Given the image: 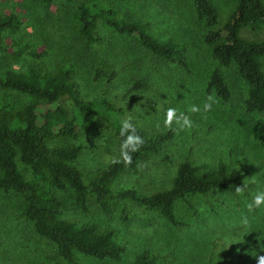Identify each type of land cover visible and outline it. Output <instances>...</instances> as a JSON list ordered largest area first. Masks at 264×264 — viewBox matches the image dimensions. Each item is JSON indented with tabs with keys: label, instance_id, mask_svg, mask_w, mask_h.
<instances>
[{
	"label": "rangeland",
	"instance_id": "374dc122",
	"mask_svg": "<svg viewBox=\"0 0 264 264\" xmlns=\"http://www.w3.org/2000/svg\"><path fill=\"white\" fill-rule=\"evenodd\" d=\"M116 10V15L144 22L150 33L158 38H170L185 47L188 70L145 52L130 37H118L105 28L99 30L102 42H88L76 34L70 17L71 3L67 0H0V16L16 13L21 25L3 32L0 45V71L18 66V70L37 67L42 72H53L58 66L72 65L73 79L80 96L85 100L108 98L116 110L111 118L120 122L131 116L132 122L152 134L164 129L166 109L173 107L193 121L190 129L175 132L155 152L139 160L132 171L119 174L111 185L133 188L141 194L166 189L171 183L177 164L188 157L200 165L204 174L213 169L217 160L234 167L248 168L244 179L253 184L242 195L223 190L189 197L193 209L176 201L174 213L180 225L165 221L156 211L137 206L129 199L109 200L108 211L99 209L92 196L87 195L86 210L69 207L62 216L77 223L93 222L98 229L110 227L113 238L123 244L119 261L94 259L77 254L69 263L57 256L55 246L37 235L31 223L22 214L24 201L12 190L0 189V264H119L128 262L142 250L157 254L155 264H255L256 253L250 240L256 237L264 252V206L249 212L246 205L254 195L264 191V112H245L242 99L245 84L236 74L234 66H221V73L229 88V98L222 102L205 83L215 61L210 48L202 40L209 27L196 20L189 0H101ZM217 21L211 29L219 28L233 9L236 0H214ZM240 34L248 38H264V28L252 32L246 28ZM29 44L42 56L22 54L14 57L2 52ZM264 62V58H263ZM102 66L103 74L93 80L94 68ZM116 69L115 76L106 81L107 71ZM142 79L144 85L123 97L129 83ZM143 97H138V96ZM216 99L212 110L202 111L207 96ZM34 97L21 95L19 102ZM56 105L74 116L70 98L61 96L55 103L39 102L35 107L37 123L40 113ZM193 105L201 112L190 111ZM98 136L91 139L78 132L73 123L80 154L74 164L84 181L96 170L103 168L111 157L118 156L119 140L109 121L99 113L94 114ZM168 158L165 160L163 156ZM26 178L31 177L28 167L17 161ZM203 165V166H201ZM56 195L70 202V190H56ZM125 207L126 218L119 217L120 207ZM247 216L250 234L245 236L240 220ZM244 238V243H239Z\"/></svg>",
	"mask_w": 264,
	"mask_h": 264
},
{
	"label": "trees",
	"instance_id": "16d2710c",
	"mask_svg": "<svg viewBox=\"0 0 264 264\" xmlns=\"http://www.w3.org/2000/svg\"><path fill=\"white\" fill-rule=\"evenodd\" d=\"M67 1L71 3L70 17L80 38L88 42H102L99 27L105 28L118 37L132 38L151 56L188 70L183 44L170 38L154 37L144 22L117 16L115 8L101 0ZM189 1L196 20L209 27L202 40L209 46L215 65L208 74L206 90L213 91L225 102L229 98V88L220 67L232 64L238 78L245 84L243 110L247 113L264 112V38H248L240 34L242 28L252 32L264 28V0H236L226 20L217 29L210 28L217 21L214 0ZM20 25L16 13L1 15L0 45L3 32L17 29ZM1 49L14 57L44 54L25 43L14 50H6L3 46ZM93 72V80H96L103 74L102 66H96ZM116 72L112 66L104 75L106 81L111 80ZM143 85L142 79L133 80L123 97ZM21 95L34 99L19 102ZM63 95L72 101L75 115L68 118L66 110L56 105L41 112L42 121L37 123L35 107L39 102L55 103ZM116 109L114 101L108 98L83 99L73 79L71 64L58 66L51 73L42 72L37 67L20 71L8 66L0 71V189L12 190L21 196L24 201L22 214L31 223L33 231L51 242L57 256L69 263L74 262L77 254L98 260L119 261L123 251V244L113 238L112 228L98 229L91 221L77 223L62 216L69 207L85 211L87 195L92 196L103 212L108 211L109 200L129 199L139 207L156 211L165 221L178 226L182 222L174 213L176 201L193 209L189 199L192 195L207 194L215 189L236 194L237 186L246 185V190L253 184L244 179L248 171L246 165L241 169L218 159L213 169L201 174L200 165L192 164L186 156L177 164L166 189L141 194L133 188L119 187L112 192L111 185L119 174L134 170L139 160L155 153L175 132L173 126L172 129L164 128L149 134L135 122L132 123L144 144L132 154L131 166L111 165L108 162L84 181L81 171L74 164L81 150L73 142L76 138L73 123L77 125L78 132L95 139L99 131L94 114L99 113L109 121L120 142V122L111 118V113ZM167 158L163 156V159ZM17 161L28 167L30 178L24 176ZM56 190H70V202L60 199ZM119 217L126 218L124 206L120 207ZM250 245L256 255L264 254L262 244L256 237L250 240ZM156 259L157 254L142 249L130 261L119 264H155Z\"/></svg>",
	"mask_w": 264,
	"mask_h": 264
},
{
	"label": "clouds",
	"instance_id": "9594fccd",
	"mask_svg": "<svg viewBox=\"0 0 264 264\" xmlns=\"http://www.w3.org/2000/svg\"><path fill=\"white\" fill-rule=\"evenodd\" d=\"M18 70V66H14ZM217 101L214 96L208 95L206 102L202 106V111L208 113L212 110L213 104ZM193 113L201 112V107L193 105L190 109ZM173 124L178 125L177 131H183L190 129L193 126L191 118L180 112L178 114L177 109L169 107L166 109L165 119L163 125L166 129H172ZM119 136L122 138L119 144V155L111 157L109 163L111 165L123 164L124 166H131L132 154L138 152L144 144L143 138L137 133L136 126L132 123V117L128 116L120 121ZM245 186H237L235 189L236 195H242ZM264 206V191L258 192L253 196L252 201L246 205L248 211L255 212L256 209H260ZM241 229L244 231L245 236L250 234L247 229L249 228V219L244 216L240 220ZM244 238L239 243H244ZM255 264H264V254H257L255 257Z\"/></svg>",
	"mask_w": 264,
	"mask_h": 264
}]
</instances>
